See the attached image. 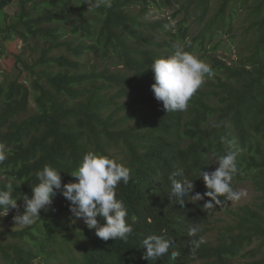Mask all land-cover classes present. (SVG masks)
Here are the masks:
<instances>
[{
    "label": "trees",
    "instance_id": "obj_1",
    "mask_svg": "<svg viewBox=\"0 0 264 264\" xmlns=\"http://www.w3.org/2000/svg\"><path fill=\"white\" fill-rule=\"evenodd\" d=\"M13 2L0 0V151L7 154L0 188L11 182L14 198L31 197L35 173L45 165L67 184L76 182L71 174L84 154L106 155L130 169L116 195L133 232L127 241H104L72 216L57 190L58 207L42 209L30 226L8 227L13 213L2 216L0 264H53L57 251L70 264H264V0H101L93 11L88 5L97 0H18L10 14ZM164 7L173 8L171 15L151 18ZM176 44L214 75L185 111L167 113L151 89V64ZM220 49L235 57L226 59ZM222 138L234 142L232 187L249 181L255 200L206 208L210 197H186L181 207L170 198L168 177L182 170L175 178L192 180V195L208 191L201 170L218 167L209 157L224 153ZM220 210H230V218L210 239ZM193 224L206 240L194 252ZM149 235L172 241L167 255L143 258L140 242Z\"/></svg>",
    "mask_w": 264,
    "mask_h": 264
},
{
    "label": "clouds",
    "instance_id": "obj_2",
    "mask_svg": "<svg viewBox=\"0 0 264 264\" xmlns=\"http://www.w3.org/2000/svg\"><path fill=\"white\" fill-rule=\"evenodd\" d=\"M101 6V0L89 4L87 11H93ZM111 6L110 3L107 4ZM175 21L171 22L174 25ZM171 25H165L170 27ZM174 51L167 57L153 60L151 69L154 73L155 83L151 89L157 101L163 103V108L169 112L185 111L190 99L205 82L206 78L214 75L213 69L197 55L188 52L183 46L176 44ZM213 127H219L213 124ZM226 145L223 154L215 151L210 153V159L218 165L214 171L201 170L208 191L194 195V182L187 178L182 181L176 176H183V171L174 172L168 177L171 183V197L181 207L185 205V198L200 201L205 196L211 200L204 204L206 208H213L225 202L239 201L247 195L243 189L235 190L232 187L233 176L237 173L236 152L232 150L233 141L222 138ZM7 158L4 151H0V162ZM61 172L50 165L35 173L38 183L32 186V195L22 194L23 213L13 217L15 226H30L40 216L41 210L53 204L57 190L70 202L69 210L75 219H82L88 229H95L97 237L108 241L109 239L127 241L133 232L131 225L126 223L128 210L122 200L117 199L116 188L123 182L128 184L131 176L130 169L114 158L106 155L86 153L82 157L77 170L71 175L76 182L64 184ZM16 188L7 183L0 188V213L6 216L11 209H18L17 199L13 197ZM221 197L224 199L221 200ZM102 217L100 223L97 217ZM201 228L193 224L188 229L191 251H195L206 243L203 236H198ZM198 237V238H197ZM172 241L158 235H149L142 238L140 247L146 249L144 259L152 260L168 254ZM173 257L177 254L172 253Z\"/></svg>",
    "mask_w": 264,
    "mask_h": 264
},
{
    "label": "rangeland",
    "instance_id": "obj_3",
    "mask_svg": "<svg viewBox=\"0 0 264 264\" xmlns=\"http://www.w3.org/2000/svg\"><path fill=\"white\" fill-rule=\"evenodd\" d=\"M17 2H18V0H14L13 4L7 8L8 13L13 14L15 11H17V9H18L17 8L18 7L17 6ZM217 4H218V1L216 3H214V5H213L214 8L213 9H216ZM172 10H173L172 7H169V8H165L164 7L162 12H160L157 15L152 16L151 18H158V17L164 18L165 16L171 15ZM242 18H243V15L239 17V20L242 19ZM237 22H238V20H236V23ZM192 31L196 33V31H197V26L196 25H193ZM226 39H227V37H226ZM14 45L17 48H20L22 43L18 42V43H15ZM218 53L220 55H223L224 57H226V59L235 57V54H234L235 51H233V52L227 51L226 52L224 49L223 50L220 49V50H218ZM8 65H9V68H10L9 71H11L12 74H15L16 73V69L12 65V63H10V61L8 62ZM1 68L3 70L5 69L3 66H1ZM240 189L245 190L247 192V195L242 197L239 201H234V202H230L229 201V208L230 209H235L238 206H242V205H245V204L252 203L255 200L256 192H255L253 186L251 185V183L249 181H245V182L241 183L240 185H238V189L237 190H240ZM59 203H60V201L56 200V203H53L51 206H46L45 210L55 209L56 207H58ZM63 203H64V201H61V205H63ZM17 204H18V209H11L10 208V210L8 212V214L9 213H13V217L15 215H17L18 212L19 213H23V210H24V208H23V200L21 198H19L17 200ZM230 215H231L230 214V210L217 211L216 214H215V218L212 219L211 224L209 225L210 226V231H208L207 237L210 238V239L215 238L216 235H217V233H216L217 230L216 229H218V227L220 225H223L227 220H229ZM2 216L3 215L0 214V220L2 219ZM13 217L10 219L11 221L9 223H7L8 227L15 226ZM60 222H61V227L64 229V232L67 233V234H65V233L64 234L70 237V235H71V233H70V221L66 220V217H64V218H62V220H60ZM16 227H19V226H16ZM74 251H73V253L76 256H78L79 253L78 252H74ZM53 262H54L53 264H70V260H69L68 254L64 253V252H61V251H57V255H56L55 260Z\"/></svg>",
    "mask_w": 264,
    "mask_h": 264
}]
</instances>
